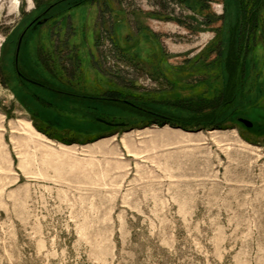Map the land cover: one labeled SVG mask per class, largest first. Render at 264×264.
Here are the masks:
<instances>
[{"label":"rangeland","instance_id":"obj_1","mask_svg":"<svg viewBox=\"0 0 264 264\" xmlns=\"http://www.w3.org/2000/svg\"><path fill=\"white\" fill-rule=\"evenodd\" d=\"M60 1L0 0V264H264V0H75L22 83Z\"/></svg>","mask_w":264,"mask_h":264},{"label":"flooded vegetation","instance_id":"obj_2","mask_svg":"<svg viewBox=\"0 0 264 264\" xmlns=\"http://www.w3.org/2000/svg\"><path fill=\"white\" fill-rule=\"evenodd\" d=\"M75 0H62L59 3H57L56 5H52L51 7H49L48 9H46L45 11H43L34 21L32 24H30L27 29H25V31H23L20 34L19 40L17 42V51L15 54V70L17 72V75L20 79V81L23 82H28L34 86L46 89V90H52L55 91L53 88L49 87L47 84H44L43 82L40 81H36L33 79H30L28 77H26L22 71L20 70V66H19V60H20V56L22 54V50H23V45H24V40L26 38H28L30 31H36L38 29V27H42L45 24L49 23L50 21V13L54 11L55 8L61 7L65 4L70 5L72 2H74ZM81 5V3H76L73 6L71 5V7H79ZM51 34V33H50ZM51 36V35H49ZM3 60L4 57L3 55H1L0 57V83L3 86H7V80H6V69L5 67H3ZM20 82V85H21Z\"/></svg>","mask_w":264,"mask_h":264},{"label":"bare ground","instance_id":"obj_3","mask_svg":"<svg viewBox=\"0 0 264 264\" xmlns=\"http://www.w3.org/2000/svg\"><path fill=\"white\" fill-rule=\"evenodd\" d=\"M21 124H23L22 122H20ZM24 131H25V133L28 135V136H30V137H32V135L34 134V133H36L38 136H40V137H45V136H43V135H41V134H39V133H37L35 130H34V128H33V126L31 125V123H29V122H24ZM48 141H50V140H48ZM51 142V141H50Z\"/></svg>","mask_w":264,"mask_h":264},{"label":"water","instance_id":"obj_4","mask_svg":"<svg viewBox=\"0 0 264 264\" xmlns=\"http://www.w3.org/2000/svg\"><path fill=\"white\" fill-rule=\"evenodd\" d=\"M99 121H101V122H103V123H105V124H107L109 126H122V127L125 126V124H116V125H114L112 123H109V122H106V121H103V120H99ZM240 122L243 123L244 125H246L248 128H252L253 127V123L251 121H249V120L240 119Z\"/></svg>","mask_w":264,"mask_h":264},{"label":"trees","instance_id":"obj_5","mask_svg":"<svg viewBox=\"0 0 264 264\" xmlns=\"http://www.w3.org/2000/svg\"><path fill=\"white\" fill-rule=\"evenodd\" d=\"M250 23H251V22H250ZM108 100H110V99H108ZM112 101H113V100H112ZM115 102H116V101H115ZM117 102L131 105L128 101H124V100H120V101H117Z\"/></svg>","mask_w":264,"mask_h":264}]
</instances>
